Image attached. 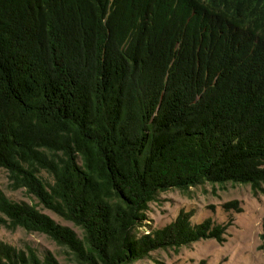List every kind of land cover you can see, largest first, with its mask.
Returning a JSON list of instances; mask_svg holds the SVG:
<instances>
[{
  "label": "trees",
  "instance_id": "trees-1",
  "mask_svg": "<svg viewBox=\"0 0 264 264\" xmlns=\"http://www.w3.org/2000/svg\"><path fill=\"white\" fill-rule=\"evenodd\" d=\"M0 168L80 230L0 188V226L46 234L67 260L0 240V264L223 243L232 217L182 209L156 228L146 213L206 183L264 195V0H0Z\"/></svg>",
  "mask_w": 264,
  "mask_h": 264
},
{
  "label": "rangeland",
  "instance_id": "rangeland-1",
  "mask_svg": "<svg viewBox=\"0 0 264 264\" xmlns=\"http://www.w3.org/2000/svg\"><path fill=\"white\" fill-rule=\"evenodd\" d=\"M8 182L7 170L0 168V188L7 196L36 205L38 209L56 221L80 232L72 222L64 220L53 211L38 204V200L28 194L25 189H9ZM233 199L240 201L242 211L224 209L223 203ZM182 209L194 211L193 222L212 217L215 221L223 223L232 217L233 224L227 230L226 240L219 243L215 239H205L177 249L159 250L152 254L153 259L165 264H200L203 259L207 264H264V249L260 247L264 220V195H254L250 184L206 183L191 187V195L179 189L162 192L157 201L149 204L145 224L156 228L162 227L174 220ZM0 240L17 247L31 245L41 252L53 251L61 262L67 263L62 248L44 233L28 232L23 228L11 231L0 226ZM153 259H145L140 263L155 264Z\"/></svg>",
  "mask_w": 264,
  "mask_h": 264
}]
</instances>
